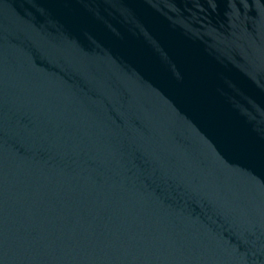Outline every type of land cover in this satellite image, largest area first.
I'll list each match as a JSON object with an SVG mask.
<instances>
[{
	"label": "water",
	"instance_id": "95a60500",
	"mask_svg": "<svg viewBox=\"0 0 264 264\" xmlns=\"http://www.w3.org/2000/svg\"><path fill=\"white\" fill-rule=\"evenodd\" d=\"M0 264H264V0H0Z\"/></svg>",
	"mask_w": 264,
	"mask_h": 264
}]
</instances>
